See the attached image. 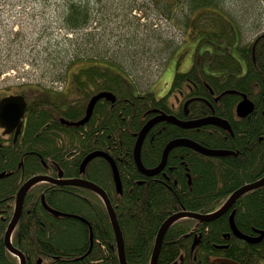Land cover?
<instances>
[{"label": "trees", "instance_id": "1", "mask_svg": "<svg viewBox=\"0 0 264 264\" xmlns=\"http://www.w3.org/2000/svg\"><path fill=\"white\" fill-rule=\"evenodd\" d=\"M164 1L167 13L173 7V11L178 9L170 0ZM174 1L187 3L191 11L201 10L202 7L209 10L216 4V0ZM84 3L71 4L65 17L70 30L84 27L89 22L91 8L87 1ZM189 22L195 25L201 23L200 27L211 36L206 42L221 52L216 56L217 60L214 57L209 64V69L215 72L204 70L207 50L187 71H177L167 97L170 99L175 92L176 100H182L180 93L191 94V91L187 92L190 86H193L192 94L203 96L210 94V90L222 92L234 89L246 93L255 107L248 116L237 117L235 106L242 96L239 92L225 95L223 101L227 111L222 107L218 110L215 106L216 112L230 121L232 133L212 124L183 128L162 120L151 128L148 138L143 142L142 163L147 168L157 165L167 143L180 137L192 139L212 149L230 150L234 154L207 156L186 146L176 147L169 154L171 168L169 175L166 174L169 180L153 182L151 177L141 174L137 167L134 133L145 123L148 118L146 111L149 109L159 108L169 114L175 113L171 102L165 96L135 92L129 76L109 60H82V64L75 66L76 69L69 68V72L66 71L67 80L70 79L74 85L71 94H67V91L57 94L52 88L34 84L24 88L31 102L24 119V129L16 144L0 147L2 233L11 219L15 195L22 183L32 175L63 171L66 178H86L106 190L123 232L128 264H150L159 230L170 215L180 210L198 213L215 211L235 190L264 176V32H260L252 44L239 45L231 20L232 25L227 26L226 21L214 13L199 11L195 20L191 18L186 24ZM224 39H227L226 44H222ZM231 42L234 45L232 47ZM233 47H237L236 56L231 53ZM243 60L247 67L246 74L240 76ZM199 61L201 68H198ZM41 89L45 92H40ZM105 89L127 100L119 104L99 100L85 125L69 129L58 123V120L54 121L53 113H49L50 109H57L70 120H79L85 115L90 97ZM57 95L62 99L57 98ZM186 98L182 100L181 107ZM192 104L190 114L185 117L195 118L210 112L202 102L199 107ZM180 106L176 109L177 116L183 114ZM51 122L50 128H44ZM94 150H102L115 160L123 184L121 194L116 192L111 166L105 157H94L85 172H80L84 157ZM1 173L5 175L1 176ZM142 179L147 182L141 184L139 181ZM36 188L38 193L30 201L26 200L22 219L16 228V246L29 253H66L72 250L74 256L80 255L89 245L90 230L88 223L81 219L84 217L92 226L93 238L108 247L109 264H119L114 231L101 197L84 187L60 186L50 182L40 183ZM42 193H45L47 203L53 208L73 216L62 218L47 211L39 199ZM233 211L236 226L243 233L255 235L257 230H264V186L239 197L228 212L215 220L184 218L174 223L167 232L169 249L165 259L168 264H221L214 262L217 257H225L239 264H264V240L248 243L235 236L229 222ZM177 238L180 240L172 241ZM223 245L228 247H221ZM100 248L89 256L93 264H102L101 253L97 251ZM11 263L1 244L0 264ZM72 264H87V261L84 259Z\"/></svg>", "mask_w": 264, "mask_h": 264}, {"label": "rangeland", "instance_id": "2", "mask_svg": "<svg viewBox=\"0 0 264 264\" xmlns=\"http://www.w3.org/2000/svg\"><path fill=\"white\" fill-rule=\"evenodd\" d=\"M85 1L89 22L70 30L65 17L71 4ZM170 1L178 9L167 13L164 0H0V95L21 84L64 87L71 94L66 71L82 60L102 58L123 70L138 93L151 89L167 96L176 72L187 71L206 50L204 70L215 72L209 64L221 50L206 42L211 36L201 23L186 24L199 11L214 13L227 26L231 20L241 44H252L264 32V0H216L212 9L197 11ZM237 51L231 49L235 56Z\"/></svg>", "mask_w": 264, "mask_h": 264}, {"label": "water", "instance_id": "3", "mask_svg": "<svg viewBox=\"0 0 264 264\" xmlns=\"http://www.w3.org/2000/svg\"><path fill=\"white\" fill-rule=\"evenodd\" d=\"M112 96L114 95L110 92H101V93L94 95L88 103L85 117L78 122H70V125L73 124L75 126H79L87 122L93 113V109H94L96 102L102 97H107L110 100H114L115 98L114 99L111 98ZM242 97H243L242 100H240L238 104L236 105V114L239 117H246L254 109V103L245 94H243ZM19 103L21 104V106L17 107L16 104H19ZM187 104L188 102H186L185 104L186 114L188 113ZM25 111H26V101L22 96L13 95V96H9L8 98L2 99L0 102V125L2 127H5L7 132H12L16 130V136H17L23 124V117L25 115ZM161 120L174 123L183 128H193V127H200L203 125L213 124L215 126L222 127L223 129L228 130L230 133H232V128L228 120L223 119L218 116H208V117H203V118L194 119V120H182V119H178L175 115H172V114L168 115L165 113H161L160 115L154 117L153 119L149 120L146 123V125L140 131L137 141L135 143V148H134L135 161H136L138 168L141 171H143L145 174H155L159 172L160 170H162L166 164L168 154L173 148L178 147V146H186V147L192 148L195 151L203 155H207V156H227V155L234 154V152L230 150H226V149H212V148L205 147L201 145L200 143L192 139H189V138H175L169 141V143L165 147L161 163L156 168L147 169L144 167L141 161V148H142L143 141L147 133L157 122ZM95 156H103L109 161L112 167V171H113L116 190L121 193L122 192V182L120 179L118 168L116 166L115 161L106 153L102 151H95L87 155L81 164V171L83 172L85 170L87 163L91 159H93ZM41 181H49L53 184L75 185V186L90 189L94 191L95 193H97L103 199L106 205L110 220H111V224L113 227L115 240H116L119 264H128L127 257H126V251H125V241H124L123 232L117 220L116 212L110 202V199L107 193L99 185L91 181L85 180V179L53 180L50 177L45 176V175H36V176L31 177L20 187L18 191V194L16 197L14 216L5 233V243L11 251L13 250L12 251L13 253L15 254L20 253L17 249H13L11 247L10 237L19 220V217L21 216L25 195L32 186H34L35 184ZM262 186H264V176L254 182L245 184L241 186L240 188H238L237 190H235L229 196L227 201L219 209L213 212L198 213V212H193V211L182 210V211L175 212L174 214L170 215L169 218L161 226L160 231L157 235L155 247H154L151 260H150V264H157L165 233L176 221L182 218H194V219H198L201 221L215 220L216 218L222 216L224 213L228 212L229 209L233 206V204L236 202V200L239 197H241L242 195H244L245 193L251 190L260 188ZM45 207L47 208V210H50L53 213H56V214L60 213L59 211H55L51 209L49 206H47V204H45ZM234 215H235V211H233L230 214L229 222H230L231 230L235 236L247 241L248 243H257L262 240L264 236V230H257L259 234L257 236L245 234L242 231H240L238 227L236 226ZM214 262L221 263V264H239L238 262L234 260H231L228 258H221V257L215 258ZM173 264H177V263L174 262Z\"/></svg>", "mask_w": 264, "mask_h": 264}, {"label": "flooded vegetation", "instance_id": "4", "mask_svg": "<svg viewBox=\"0 0 264 264\" xmlns=\"http://www.w3.org/2000/svg\"><path fill=\"white\" fill-rule=\"evenodd\" d=\"M235 32H236V41H237V43H239V45H241V43H240V36L238 35V33H237V30H235ZM258 37V34L253 38V42L256 40V38ZM254 50H255V47H254V49H253V53H254ZM244 61V60H243ZM242 63V66H243V68H242V72H240V76H244L246 73V65H245V61L244 62H241ZM30 84H21V85H19V86H14L16 89H15V91H11L13 88H11V90L10 91H8L7 93H5V95H0V102H1V100L2 99H4V98H8L9 96H13V95H19V96H22L24 99H25V101H26V111H25V115H24V117H23V124H22V127H21V130H20V132H19V134L16 136V130H14V131H12V132H7V130H6V128L5 127H2L1 125H0V147L1 146H5V145H11V144H16L17 143V141L19 140V137H20V135H21V132L23 131V125H24V119H25V117H26V113H27V111H28V109H29V107H30V103L31 102H29L28 101V98H27V96L25 95V93H24V91H25V89L24 88H26V87H28ZM171 86H172V84H171ZM194 86H196V85H194ZM42 88H44V87H42ZM52 89H53V91H55V92H57V94H61V93H65V89H64V87H61L60 89H57L56 87H51ZM47 89H50V88H47ZM135 90V92L137 91L136 90V88L134 89ZM171 87H170V90H169V92H171ZM232 90H234V89H225V90H223L222 92H216L215 90L213 91V90H210V94H205L206 96H203V95H198V94H192L193 92H194V90H193V86H190L189 88H188V91L187 92H190L191 91V94H186V95H184L183 93H180V95H182V97H183V99L187 96V98L184 100V102L182 103V107L180 106L181 105V102H182V100H181V98L179 99V98H177V100H176V97H175V92H173L172 93V96L174 97V100H175V102H171L170 104L172 105V108H173V111L176 113V112H178V111H176V109H179L178 107L180 106L181 107V109L183 110L182 112H183V114L182 115H180V116H177L175 113H172L173 115H175L178 119H182V120H185V119H195V118H198V119H200V118H203V117H208V116H218V117H221V118H224V119H226V120H228V118L227 117H225V116H222L221 114H218V112H216V107H217V109L219 110V108L220 107H222L223 109H224V111H227L228 109L226 108V106H225V102L223 101L224 100V97H225V95L226 94H236V93H233L232 92ZM229 91H231V92H229ZM237 91V90H236ZM40 92H45L43 89H41L40 90ZM101 92H111V91H108L107 89H105V90H100V91H98V92H96L94 95H96V94H98V93H101ZM146 92H148V93H153V92H155V90H151V89H149L148 91H145L144 93H146ZM240 93H242L243 94V92H240ZM112 94L114 95V96H118L117 95V93H115V92H113L112 91ZM246 94V93H245ZM94 95H92L91 97H90V99L94 96ZM189 95H191V96H189ZM185 96V97H184ZM189 96V97H188ZM207 96L209 97V99L207 98ZM246 96H247V94H246ZM161 97H163L162 95H161ZM165 97H167V96H165ZM57 98H59V99H62L61 98V96H59V95H57ZM168 98V97H167ZM171 98V97H170ZM101 99H104V102H110V101H113V102H116V104H119V103H121L123 100H127L126 98H124V99H121L119 96H118V98L116 99H114V100H110V99H108L107 97H102V98H100L99 100H101ZM242 99V96L240 97V99H239V101ZM250 99V98H249ZM98 100V101H99ZM110 100V101H109ZM168 100H169V98H168ZM251 100V99H250ZM90 101V100H89ZM89 101H88V103H89ZM98 101L96 102V104L98 103ZM117 101H118V103H117ZM177 101V102H176ZM238 101V102H239ZM252 102H253V100H251ZM186 102H188V104H187V109H188V113L186 114V107H185V104H186ZM200 102H202V104H204V105H206L208 108H209V113L207 114V115H198V116H196L195 118H190V117H185V115H188V114H190L189 112V110H190V105H191V103H193L192 105L194 106V107H199V106H201L202 104H200ZM87 103V104H88ZM110 103H112V102H110ZM254 103V102H253ZM95 104V105H96ZM16 106L17 107H20L21 106V104L19 103V104H16ZM216 106V107H215ZM87 107V106H86ZM236 107V106H235ZM254 107H255V105H254ZM94 108H95V106H94ZM63 110H64V108H62ZM61 109V110H62ZM223 109H221L220 111H222ZM94 110V109H93ZM53 113V117H52V119L55 121V120H58L59 122L58 123H60V124H62L64 127H66V128H72V129H74V127H79V126H74L73 124H71L70 125V122H78V121H80L81 119H79V120H76V121H74V120H70L69 118H67V117H65V116H63V115H61L60 114V111H58L57 109H50V111H49V113ZM162 112H166V113H169V112H167V111H163V110H161V109H159V108H155V109H149V110H147L146 111V117L148 116V118L146 119V121H145V123L142 125V127H141V129L144 127V125L149 121V120H151V119H153L154 117H156V116H158V115H160ZM153 113H155V114H153ZM193 113V112H192ZM200 112H198V113H194V114H199ZM61 115V116H58V115ZM93 114V113H92ZM92 116V115H91ZM91 118V117H90ZM53 121V122H54ZM162 121V120H161ZM161 121H159V122H161ZM165 121V120H164ZM229 121V120H228ZM230 122V121H229ZM158 123V122H157ZM156 123V124H157ZM52 122L51 123H47V125H45V127L44 128H50L51 126H52ZM86 124V123H85ZM85 124H83V125H85ZM63 128V127H62ZM140 129V130H141ZM220 129H222V130H224V131H227V130H225V129H223V128H220ZM140 130L138 131L139 133H140ZM151 130V129H150ZM137 132V134H135V136H137L138 137V135H139V133ZM149 134H150V131L147 133V135H146V137H145V139H144V141H146V139L148 138V136H149ZM137 137H136V140H137ZM143 141V142H144ZM23 143H25V141L23 142ZM95 151V150H94ZM99 151H102V150H99ZM91 152H93V151H91ZM90 152V153H91ZM163 152H164V150H163ZM89 153V154H90ZM170 154V153H169ZM169 154H168V156H167V161H166V164H165V166H164V168L162 169V170H160L159 172H157V173H155V174H145L143 171H141V170H139L140 172H141V174H143L145 177H151V179L153 180V182H157V181H165L166 182V180H169V177L166 175V174H168L169 175V168H171V166H169ZM70 156V155H69ZM87 156V155H86ZM85 156V157H86ZM162 156H163V153H162ZM162 156H161V159H160V161L157 163V165H155L154 167H152V168H156L160 163H161V161H162ZM84 157V158H85ZM84 160V159H83ZM83 162V161H82ZM90 162V161H89ZM88 162V163H89ZM143 162V161H142ZM88 163H87V165H88ZM82 164V163H81ZM44 165H46V166H49V164H44ZM87 165H86V167H87ZM86 167H85V170H86ZM85 170L82 172L81 171V166H80V172L81 173H84L85 172ZM59 171V170H58ZM3 175H5V173H1V176H3ZM37 175H45V176H48V177H50L51 179H53V180H71V179H85V180H88V181H91V180H89V179H86V178H82V177H72V178H66V177H64V172L63 171H59L57 174H55V172H53V171H48L46 174H41V173H39V174H37ZM33 176H36V175H32L31 177H33ZM31 177H29L27 180H29ZM27 180H25L23 183H22V185L27 181ZM46 182H48L49 183V181H41V182H39V183H37V184H35L34 186H32L29 190H28V192L26 193V195H25V199H24V204H23V209H22V213H21V216L19 217V220H18V222H17V224H16V226H15V228H14V230H13V232H12V234H11V237H10V240H11V247L13 248V249H17L20 253L19 254H15V253H13L8 247H7V245H6V243H5V233H6V231H7V228H8V226H9V224H10V222H11V220H12V218H13V216H14V212H15V205H16V197H17V194H18V191H19V189H20V187L22 186H20L19 187V189H18V191H17V193H16V195H15V203H14V209H13V213H12V216H11V219L9 220V222H8V225H7V227H6V229H5V231L2 233L1 231H0V245L1 244H3L4 245V247H5V250H6V253L8 254V257L11 259V264H72V263H74V262H76V261H79V260H86L87 261V264L88 263H90V264H93V261H91V260H89V256L92 254L93 255V253L96 251V249H98V248H100V250H97L98 251V253H101V257H102V259L100 260V262L102 263V264H109V261H107V255H108V247H106L104 244H99L94 238H93V236H92V233H93V229H92V226H90L89 225V223H88V228H89V230H90V235H89V245L86 247V249H84V252L82 253V254H80V255H76V256H74L73 255V251L71 250H69L68 252H66V253H64V252H55V251H47V253H43V252H41V251H32V252H24L23 250H21L18 246H16L15 244H14V234H15V231H16V228L18 227V225H19V222H20V220L22 219V214H23V210H24V207H25V203H26V200L27 201H30L31 200V197L33 196V195H35V194H37L38 193V190H36L37 188H36V186L37 185H39L40 183H46ZM91 182H93V181H91ZM141 184H145L146 182H147V180L146 179H142L141 181H139ZM51 183V182H50ZM93 183H95V182H93ZM95 184H97V183H95ZM97 185H99V184H97ZM61 186V185H60ZM62 186H69V185H65V184H62ZM70 186H75V185H70ZM100 186V185H99ZM79 187V186H78ZM101 187V186H100ZM83 188V187H82ZM105 192H106V190L103 188V187H101ZM87 189V188H86ZM88 190H90V189H88ZM92 191V190H91ZM94 192V191H93ZM107 193V192H106ZM97 194V193H96ZM98 195V194H97ZM108 195V194H107ZM99 196V195H98ZM100 197V196H99ZM39 199L41 200V204L43 205V207L47 210V208L45 207V204H47V206H49L51 209H53V210H55V211H59L60 213H62V214H56V213H53L52 211H50V210H47V211H49L50 213H52V214H54V215H57L58 217H68V216H72L70 213H67V212H64V211H60V210H58V209H55V208H53L51 205H49L48 203H47V201H46V196H45V193H42L41 195H40V197H39ZM44 199V200H43ZM34 203H36V202H34ZM180 211H182V210H180ZM177 212H179V211H177ZM174 214V213H173ZM182 219H184V218H182ZM169 231V229L167 230V232ZM165 233V236H164V239H163V243H162V247H161V250H160V253H159V258H158V262H157V264H161V263H164V264H168V261L166 260L167 259V254H166V252H167V249H169V248H167V246L169 245V233ZM257 235H259L258 234V232H257V234H255V235H253V236H257ZM196 239H197V237H196ZM180 240V238H177L176 240H172V241H179ZM264 240V236H263V238H262V240L261 241H259V242H257V243H260V242H262ZM100 246V247H99ZM221 247H228L227 245H223V246H221ZM182 253H184L183 251H182ZM166 258V259H165ZM221 258H225V257H221Z\"/></svg>", "mask_w": 264, "mask_h": 264}, {"label": "bare ground", "instance_id": "5", "mask_svg": "<svg viewBox=\"0 0 264 264\" xmlns=\"http://www.w3.org/2000/svg\"><path fill=\"white\" fill-rule=\"evenodd\" d=\"M234 27H235V26H233V28H234ZM235 30H236V29H235ZM133 86H134V85H133ZM134 89H135V86H134ZM168 91H169V90H168ZM136 92H137V91H136ZM229 92H231V91H229ZM232 92H233V93H238L239 91L232 90ZM110 93H112V92H110ZM239 93H240V92H239ZM243 94H245V93H243ZM243 94L241 93V95H243ZM245 95H246V94H245ZM157 96H159V95H157ZM160 96H161V95H160ZM160 96H159V97H160ZM111 98H113V99L116 98V99H117L118 96H112ZM109 101H110V100H109ZM168 101H169V100H168ZM110 102L114 103L113 101H110ZM87 106H88V104H87ZM86 109H87V107H86ZM162 113H165V114H168V115H169V113H166V112H162ZM235 113H236V107H235ZM85 115H86V111H85ZM85 115H84V117H85ZM236 116L238 117L237 114H236ZM84 117H82V119H83ZM195 119H198V118H195ZM223 119H224V118H223ZM185 120H194V119H185ZM228 122H229V121H228ZM85 123H86V122H85ZM85 123H84V124H85ZM229 123H230V122H229ZM81 125H83V124H81ZM81 125H79V126H81ZM145 125H146V124H145ZM145 125H144V126H145ZM230 125H231V124H230ZM74 126H75V125H74ZM179 127H180V126H179ZM218 127H219V126H218ZM195 128H199V127H195ZM219 128H222V127H219ZM231 128H232V127H231ZM141 130H142V129H141ZM141 130H140V131H141ZM138 133H139V132H138ZM135 134H137V133H135ZM135 134H134V135H135ZM136 137H137V136H136ZM137 138H138V137H137ZM136 141H137V140H136ZM135 143H136V142H135ZM168 143H169V142H168ZM168 143H167V144H168ZM201 145H202V144H201ZM166 146H167V145H166ZM166 146H165V147H166ZM178 147H179V146H178ZM205 147H206V146H205ZM175 148H176V147H175ZM208 148H209V147H208ZM164 149H165V148H164ZM173 149H174V148H173ZM193 150H194V149H193ZM95 151H99V150H95ZM95 151H93V152H95ZM141 151H142V148H141ZM102 152H104V151H102ZM91 153H92V152H91ZM104 153H106V152H104ZM106 154H107V153H106ZM88 155H89V154H88ZM107 155H109V154H107ZM109 156H110V155H109ZM95 157H96V156H95ZM110 157L113 159L112 156H110ZM134 158H135V157H134ZM84 159H85V158H84ZM91 160H92V159H91ZM91 160H90V161H91ZM113 160H114V159H113ZM107 161H108V160H107ZM114 161H115V160H114ZM108 163H109V161H108ZM109 164H110V163H109ZM110 166H111V164H110ZM116 166H117V165H116ZM137 167H138V166H137ZM144 167H145V166H144ZM117 168H118V167H117ZM145 168H147V167H145ZM138 169H139V168H138ZM147 169H151V168H147ZM111 170H112V167H111ZM139 170H140V169H139ZM118 171H119V170H118ZM119 175H120V173H119ZM112 176H113V171H112ZM113 179H114V176H113ZM120 179H121V177H120ZM121 182H122V180H121ZM114 183H115V180H114ZM59 185H62V184H59ZM122 185H123V184H122ZM69 186H70V185H69ZM122 191H123V190H122ZM116 192H117V193H120V192H118L117 190H116ZM121 193H122V192H121ZM121 193H120V194H121ZM108 197H109V196H108ZM101 199H102V198H101ZM109 199H110V198H109ZM102 200H103V199H102ZM103 202H104V201H103ZM110 202H111V199H110ZM104 204H105V203H104ZM111 204H112V202H111ZM105 206H106V205H105ZM112 206H113V205H112ZM113 208H114V206H113ZM217 209H219V208H217ZM217 209H216V210H217ZM114 210H115V208H114ZM108 215H109V214H108ZM116 215H117V214H116ZM72 216H73V215H72ZM168 218H169V217H168ZM168 218H167V219H168ZM81 219H82L83 221H85L86 223H89L84 217H81ZM167 219H166V220H167ZM117 220H118V217H117ZM166 220H165V221H166ZM110 221H111V220H110ZM165 221H164V222H165ZM118 222H119V221H118ZM176 222H177V221H176ZM176 222H175V223H176ZM112 228H113V227H112ZM169 229H170V228H169ZM159 231H160V230H159ZM166 232H167V231H166ZM92 236H93V233H92ZM155 243H156V242H155ZM154 247H155V246H154ZM153 250H154V249H153ZM117 253H118V251H117ZM217 258H219V257H217ZM118 260H119V259H118Z\"/></svg>", "mask_w": 264, "mask_h": 264}]
</instances>
